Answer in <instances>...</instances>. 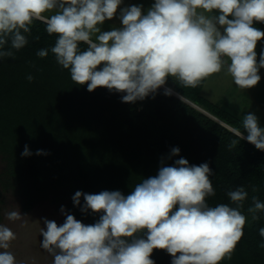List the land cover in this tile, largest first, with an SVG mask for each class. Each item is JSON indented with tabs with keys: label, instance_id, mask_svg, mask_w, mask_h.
<instances>
[{
	"label": "clouds",
	"instance_id": "9594fccd",
	"mask_svg": "<svg viewBox=\"0 0 264 264\" xmlns=\"http://www.w3.org/2000/svg\"><path fill=\"white\" fill-rule=\"evenodd\" d=\"M122 2L0 0V58H14V50L29 43L33 22L39 20L45 22L48 35L57 38L51 48L37 51L38 57L51 52L76 85L87 84L89 92L103 87L123 93L125 103L154 97L169 77L185 88H195L225 66L242 90L261 80L264 50L257 62L255 49L264 31L253 25L264 23V0H155L146 12L143 5L121 7ZM114 17L122 26L102 31L105 21ZM34 39L38 41L39 35ZM81 42L86 50H81ZM26 79L31 82L34 77L29 74ZM242 126L246 136L233 130L239 140L264 151V128L258 117L248 112ZM237 142L232 140L229 150ZM179 153L178 147L171 149L172 156ZM31 154L25 145L21 156ZM36 154L46 153L37 150ZM212 175L208 163L189 165L181 157L174 166H161L156 176L137 183L127 196L120 191H77L74 205L80 206L83 197L81 211L101 213L99 220L85 225L62 206L66 215L62 225L43 219L40 247L52 257V264H155L150 258L154 249L166 250L171 264L231 260L246 223L258 221L264 213V202L253 195L245 215L249 193L238 186L226 193L230 203L210 206L208 198L216 195ZM257 191L253 186L252 192ZM7 218L18 220L21 213L10 211ZM259 235V247L264 248V227ZM15 239V233L0 224V264H18L8 251Z\"/></svg>",
	"mask_w": 264,
	"mask_h": 264
},
{
	"label": "trees",
	"instance_id": "16d2710c",
	"mask_svg": "<svg viewBox=\"0 0 264 264\" xmlns=\"http://www.w3.org/2000/svg\"><path fill=\"white\" fill-rule=\"evenodd\" d=\"M253 26L264 31V23ZM56 38L48 35L45 22L34 21L29 43L14 50V58H0V153L6 160L1 183L15 189L24 211L51 198L65 201L67 214L85 225L94 224L101 213L82 212L83 197L80 206L74 205L77 191H120L127 196L137 183L156 176L161 166H174L181 157L189 165L208 163L211 168L216 195L208 198L210 206L230 203L226 193L238 186L249 193L245 215L253 195L264 202V151L239 140L227 125L240 130V119L201 94L206 79L195 88L177 80V88L168 87L227 125L165 86L154 97L135 103L122 102L123 93L103 87L89 92L87 84L71 80L69 70L58 65L51 52L44 58L36 55L54 46ZM79 46L87 48L83 42ZM234 139L237 145L229 150ZM25 145L32 154L22 157ZM174 147L180 149L179 156L171 155ZM37 150L46 154L37 155ZM253 186L257 192H252ZM259 215L258 221L246 223L231 260L220 264H264V248L259 247L264 213ZM150 258L155 264L172 261L163 249H154Z\"/></svg>",
	"mask_w": 264,
	"mask_h": 264
},
{
	"label": "rangeland",
	"instance_id": "374dc122",
	"mask_svg": "<svg viewBox=\"0 0 264 264\" xmlns=\"http://www.w3.org/2000/svg\"><path fill=\"white\" fill-rule=\"evenodd\" d=\"M154 2L155 0H123L121 7L143 5L142 10L146 12ZM51 14L53 13H45L46 16ZM121 26L120 20L114 17L111 21H105L101 30L109 31L113 27ZM262 50H264V38L257 42L255 49L257 62ZM258 74L261 76L258 84L242 90L235 85L225 66L220 73L207 77L201 89V94L235 114L240 119L237 127L246 134L242 121L248 112L254 113L258 117L259 126L264 128V68H260ZM165 85L177 88L176 79L169 77ZM246 134L244 135L246 136ZM5 170L6 160L0 153V213L2 215L0 224L8 226L16 235V239L11 242L8 251L14 254L18 264H52V257L40 247L43 237L40 235L39 229L44 227V218L55 221L58 226L62 225L66 215L61 212V207L63 206L64 212L67 213V204L65 201L57 202L51 198H46L39 201L30 210L24 211L21 207L19 194L15 189L5 188L1 183L5 177ZM10 211L20 212L21 218L15 221L9 220L7 213Z\"/></svg>",
	"mask_w": 264,
	"mask_h": 264
},
{
	"label": "water",
	"instance_id": "95a60500",
	"mask_svg": "<svg viewBox=\"0 0 264 264\" xmlns=\"http://www.w3.org/2000/svg\"><path fill=\"white\" fill-rule=\"evenodd\" d=\"M163 86H165V87H167L168 89H170L168 86H166V85H163ZM170 90H172V89H170ZM172 91H174V90H172ZM176 94H178V95H180L182 98H184L185 100H188L189 102H191L193 105H195L196 107H198V108H200L202 111H204V112H206L207 114H209V115H211L212 117H214V118H216L217 120H219L220 122H222V123H224L223 121H221L219 118H217L216 116H214L213 114H211V113H209L207 110H205L204 108H202V107H200L199 105H197V104H195L194 102H192L191 100H189V99H187L186 97H184L183 95H181V94H179V93H177L176 91H174ZM225 125H227L226 123H224ZM227 126H229V125H227ZM232 130H234V128L233 127H231V126H229Z\"/></svg>",
	"mask_w": 264,
	"mask_h": 264
},
{
	"label": "crops",
	"instance_id": "0c3cea01",
	"mask_svg": "<svg viewBox=\"0 0 264 264\" xmlns=\"http://www.w3.org/2000/svg\"><path fill=\"white\" fill-rule=\"evenodd\" d=\"M238 130V129H237ZM240 131V130H239Z\"/></svg>",
	"mask_w": 264,
	"mask_h": 264
}]
</instances>
